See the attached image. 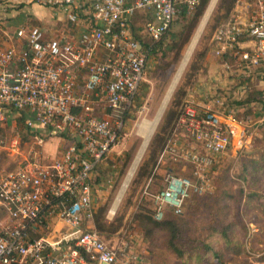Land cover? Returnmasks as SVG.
<instances>
[{"label":"built area","instance_id":"2783aa9c","mask_svg":"<svg viewBox=\"0 0 264 264\" xmlns=\"http://www.w3.org/2000/svg\"><path fill=\"white\" fill-rule=\"evenodd\" d=\"M37 1L60 10L79 34L48 38L42 27L22 25L18 44L0 46V123L13 129L10 136L0 132V149L20 156L30 148L17 166L0 168V264L138 262L132 253L120 258L94 225L96 176L119 142L154 44L201 0ZM212 43L234 87L187 94L154 172L181 164L189 175L169 168L162 187L147 184L143 196L156 220L182 214L193 193L213 192L214 174L233 145L248 147L264 128V114L242 118L232 105L254 80L264 84V0H236ZM14 110L21 115L12 123ZM52 136L66 140L56 157L43 154ZM115 212L112 206L108 215Z\"/></svg>","mask_w":264,"mask_h":264},{"label":"rangeland","instance_id":"374dc122","mask_svg":"<svg viewBox=\"0 0 264 264\" xmlns=\"http://www.w3.org/2000/svg\"><path fill=\"white\" fill-rule=\"evenodd\" d=\"M220 1L221 0L215 1L210 11L211 14L209 13L207 20L204 21L202 28L199 29L204 15L212 2V0H210L203 15L194 28L189 41L182 45L177 58L171 57L166 63H163L165 68H162L160 65L162 63L160 54L157 53L153 55L147 69L145 81L136 95L134 102L124 115L125 127L121 133L119 142L114 146L96 176L97 187L95 188L94 202L97 210L104 209L102 213L104 221L110 223L115 221L118 217L123 216L122 227L114 233H102V237L109 245L116 248L120 258L130 253L140 256L138 262L134 261L131 264H154L150 240H144V229L136 219V213L139 212V208L145 204H149L143 196L145 187L149 184V189L157 190L163 186L169 168L173 167L176 173H183V170L181 164L167 165L168 167L153 172L152 176L149 178L144 177L138 183L134 180L137 178L141 164L149 156L151 150L156 147V145H152V139L164 122L166 112L171 106L173 96L178 86L184 81V75L189 70L195 55L205 49L206 46L210 47L213 44L212 38L215 25L218 23L217 17L226 16L225 10L217 12ZM14 4L17 7L20 5L19 3ZM195 11L196 9L178 15L169 31V38L166 43L172 44L175 42V35L179 34ZM229 16L230 13L225 18L223 17L220 19V23L226 22ZM21 18L22 14L12 8L9 19L6 21V25L10 31L14 30V33L16 32ZM67 24L68 22L65 21V25ZM32 25L40 26L38 22L37 24L33 22ZM193 39L195 42L192 46ZM207 57L199 70V75L195 84L202 81L205 82V80L210 78V72L206 66ZM257 82H255V84L253 83L254 85L252 88L254 91L257 90L259 93L261 92L259 95L264 99V90L260 85L257 86ZM190 89L191 87L188 88V93ZM256 110L249 109L245 116L241 114V111L239 114L242 115V118L245 117L256 120L260 116V110L257 112ZM6 112L8 111L6 110ZM20 115L21 111L14 110L9 120L14 123L16 118ZM99 115L105 116V113L102 112ZM18 130L20 129L18 128ZM12 131L13 129L11 126L4 129L0 123V132H2L3 135L10 136ZM21 135L23 138H28L24 129L21 130ZM263 137L264 128L256 130L248 147L237 149L236 145H233L232 150L224 161L225 167L229 168L230 173L236 180L233 184L234 188L236 190L243 188L244 190L243 195H238L235 200H232L229 207L228 220L235 221L236 219H240L242 223L248 227V234L246 237L247 252L239 256L226 252V264H264V176H260L257 182H254L251 178L243 180L242 177H240L244 162L253 158L258 159L264 152V143L263 141H259ZM65 141L66 140L60 139L59 137L52 136L46 141L44 149L48 150V153L52 152V154H55L56 145L62 146ZM164 147L165 145L163 148ZM29 149L27 145L23 149L25 156L29 154ZM161 151L162 150H160V152ZM11 154L12 153L7 149H0V168L15 167L24 159V155L18 156ZM130 170L132 173H130ZM155 174H158L159 177H155ZM150 178H152V181H150ZM251 193H255V196L252 197ZM114 203L116 212L113 215H108L109 209H111ZM216 212V210L210 209L206 203L203 204L200 209L194 213L192 218L196 227L199 228L201 226L197 231L194 230L193 235H198L203 225L211 224ZM59 225L62 224L60 223Z\"/></svg>","mask_w":264,"mask_h":264},{"label":"trees","instance_id":"16d2710c","mask_svg":"<svg viewBox=\"0 0 264 264\" xmlns=\"http://www.w3.org/2000/svg\"><path fill=\"white\" fill-rule=\"evenodd\" d=\"M209 2L210 0H201L194 14L188 19V23L183 26V29L178 35H175L174 43H166L169 38L170 29L154 44L153 53L160 54L162 61L160 65L162 68H165L163 63H166L171 57L177 58L179 56L182 45L189 41L194 28ZM235 2L236 0H221L217 12L225 10L226 16H228ZM226 16L217 17L218 23L215 25V30L219 24H221L220 19ZM34 23L37 24V22ZM2 31L3 27L0 23V35ZM210 50L212 51V45L210 47L206 46L205 49L195 55L189 70L184 75V81L178 86L173 96L171 106L166 112L164 122L152 139V145L154 144L156 147L151 150L149 156L141 164L137 178L134 180L135 182L138 183L142 178H149L152 176L160 155V150H162L163 146L170 138L173 127L183 107V100L188 93V88H192L197 81L199 70L203 62H205L204 60ZM243 82L242 80V83ZM259 94H261V92L259 93V91H254L252 89L247 97L233 101L232 105L240 109L242 112L241 114L245 116L249 109H254V107L261 102L264 103V99L260 97ZM251 104L254 105L250 107L249 105ZM259 141H263L264 143V137ZM168 166L164 165L162 168ZM178 174L189 175V171H183V173ZM262 175L264 176V152L260 158H253L244 162L240 177H242L243 180L251 178L254 182H257L258 178ZM155 177H159V175L155 174ZM235 181L229 168H226L224 164L214 174L215 190L213 192L204 195L191 194L186 201L182 214L168 211L161 220H156L154 218L152 200L149 199V197H145L149 204H145L139 208V212L136 213V219L144 229V240H150L154 264H226V252L237 256L247 252L246 237L248 234V227L244 225L240 219H236L235 221L228 220L229 207L232 200H235L238 195H243L244 193L243 188L239 190L234 188L233 184ZM251 196H255V193H251ZM205 203L210 209H214L217 212L211 224H207L208 226L203 225L200 229L201 232H199L198 235H193L194 230L197 231L201 227H196L195 222L192 220L193 215ZM103 210L102 208L100 210L96 209L95 211V227L101 235L105 232H117L123 225V216L118 217L113 222L107 223L102 216Z\"/></svg>","mask_w":264,"mask_h":264},{"label":"crops","instance_id":"0c3cea01","mask_svg":"<svg viewBox=\"0 0 264 264\" xmlns=\"http://www.w3.org/2000/svg\"><path fill=\"white\" fill-rule=\"evenodd\" d=\"M14 3H19L20 5L17 7ZM12 8L16 9L22 14L21 21L17 28L22 25H32L33 22H38L40 27L45 30L48 38L58 37L69 32L75 34L76 36L79 34L77 28L75 29L73 24L68 23L65 25V17L58 9H51L49 6H46L37 0H0V23L3 27L2 34L0 35L1 47H7L19 43L14 30L10 31L6 25V21L9 19V14ZM206 61V66L210 72V78L205 80V82L202 81L198 84H194L191 90L197 91V93L201 96H206V94L211 93L212 89H215L217 86L221 89H231L234 87L231 73L226 72L224 60H222V58L217 57L212 50V52L210 51L208 54ZM257 81H255L257 82V86L260 85L264 90V84L259 80ZM255 82H252L251 90L253 89L252 86L255 84ZM203 101H206L205 98H203ZM253 105L254 104H251L249 106L252 107ZM256 107L257 110L255 109ZM256 107H254L256 112L260 110L259 114H264V103L261 102ZM45 143L43 146V154L49 155L51 157H56L59 155L60 151L65 145L64 143L62 146H58V141L55 149L56 153L52 154V152L48 153L49 151L44 149Z\"/></svg>","mask_w":264,"mask_h":264},{"label":"bare ground","instance_id":"6f19581e","mask_svg":"<svg viewBox=\"0 0 264 264\" xmlns=\"http://www.w3.org/2000/svg\"><path fill=\"white\" fill-rule=\"evenodd\" d=\"M215 1L216 0H212V2H211V4H210V6H209V8L207 9V11H206V14L204 15V19L202 20V24H201V26H200V28L199 29H201L202 28V26H203V24H204V21L205 20H207V17H208V15H209V13H210V11H211V9H212V7H213V5H214V3H215ZM211 14V13H210ZM203 30V29H202ZM198 32H199V30H198ZM198 34V33H197ZM196 39V38H195ZM194 42H195V40L193 39V43H192V46H193V44H194ZM189 53H191V52H189ZM190 55V54H189ZM188 56V55H187ZM189 59V58H188ZM188 61V60H187ZM179 76V75H178ZM178 78V77H177ZM177 81V80H176ZM174 84V83H173ZM172 91H173V89H172ZM168 96V95H167ZM168 99V98H167ZM131 171V170H130ZM130 173H132V171L130 172ZM117 200V199H116ZM116 203V202H115ZM115 203L113 204V208H114V205H115ZM117 206V205H116Z\"/></svg>","mask_w":264,"mask_h":264},{"label":"water","instance_id":"95a60500","mask_svg":"<svg viewBox=\"0 0 264 264\" xmlns=\"http://www.w3.org/2000/svg\"><path fill=\"white\" fill-rule=\"evenodd\" d=\"M101 264H109V263H106V262H101Z\"/></svg>","mask_w":264,"mask_h":264}]
</instances>
